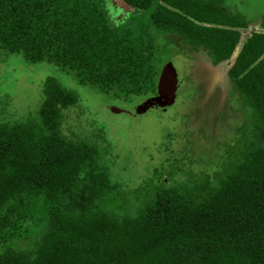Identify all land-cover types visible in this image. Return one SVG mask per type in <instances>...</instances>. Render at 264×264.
Segmentation results:
<instances>
[{
    "label": "trees",
    "instance_id": "trees-1",
    "mask_svg": "<svg viewBox=\"0 0 264 264\" xmlns=\"http://www.w3.org/2000/svg\"><path fill=\"white\" fill-rule=\"evenodd\" d=\"M103 1L0 0V49L122 98L158 93L153 29L216 66L248 25L225 0H157L151 23L114 25ZM228 75L246 111L220 168L150 178L137 188L144 202L123 212L101 206L119 189L104 147L63 130L79 94L48 76L35 116L0 122V264H264V30L245 40Z\"/></svg>",
    "mask_w": 264,
    "mask_h": 264
},
{
    "label": "rangeland",
    "instance_id": "rangeland-1",
    "mask_svg": "<svg viewBox=\"0 0 264 264\" xmlns=\"http://www.w3.org/2000/svg\"><path fill=\"white\" fill-rule=\"evenodd\" d=\"M157 0L145 10L123 0H104L114 25L151 23ZM228 10L247 18L241 39L230 59L214 66L204 51H191L174 34H158L156 66L167 62L177 70L179 86L172 105L154 104L138 114L136 108L156 94L122 96L102 93L78 83L75 72L42 61L31 63L21 53L0 49V122L24 121L35 116L44 98V81L55 76L79 94L76 105L66 109L64 132L73 139L99 143L106 150V165L119 189L101 203L105 210L123 212L144 202V186L150 178L169 183L187 178L190 171L214 172L234 140L245 117V108L232 90L228 71L245 40L263 31L264 0H225ZM113 106L121 109L114 112ZM20 242L15 243L19 246ZM27 248L32 243L25 242Z\"/></svg>",
    "mask_w": 264,
    "mask_h": 264
},
{
    "label": "water",
    "instance_id": "water-1",
    "mask_svg": "<svg viewBox=\"0 0 264 264\" xmlns=\"http://www.w3.org/2000/svg\"><path fill=\"white\" fill-rule=\"evenodd\" d=\"M178 73L172 62H167L163 67L158 81V93L154 96L138 105L136 112L141 114L146 112L154 104L161 106L172 105L177 97L178 89ZM114 112H120L121 109L117 106H113Z\"/></svg>",
    "mask_w": 264,
    "mask_h": 264
},
{
    "label": "crops",
    "instance_id": "crops-1",
    "mask_svg": "<svg viewBox=\"0 0 264 264\" xmlns=\"http://www.w3.org/2000/svg\"><path fill=\"white\" fill-rule=\"evenodd\" d=\"M240 31L242 32V29L240 28ZM237 56V55H236Z\"/></svg>",
    "mask_w": 264,
    "mask_h": 264
}]
</instances>
